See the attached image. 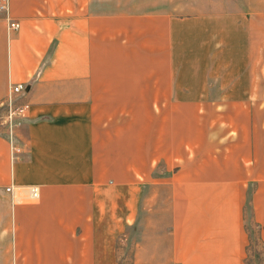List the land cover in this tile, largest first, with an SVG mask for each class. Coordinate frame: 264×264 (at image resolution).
Here are the masks:
<instances>
[{
	"label": "crops",
	"instance_id": "crops-1",
	"mask_svg": "<svg viewBox=\"0 0 264 264\" xmlns=\"http://www.w3.org/2000/svg\"><path fill=\"white\" fill-rule=\"evenodd\" d=\"M9 4L0 100L23 81L30 106L19 152L0 133V264H117L129 178L152 161L171 163L138 173L143 264H248L249 226L264 243V0ZM9 184L39 197L14 203Z\"/></svg>",
	"mask_w": 264,
	"mask_h": 264
},
{
	"label": "rangeland",
	"instance_id": "rangeland-1",
	"mask_svg": "<svg viewBox=\"0 0 264 264\" xmlns=\"http://www.w3.org/2000/svg\"><path fill=\"white\" fill-rule=\"evenodd\" d=\"M2 0H0L1 2ZM3 13V18L5 19V21L7 22V27L9 30H13L18 28L19 26V22L17 21V19H15L11 13H10V4H9V0H8V4H7V9L5 11L0 10ZM24 84L25 87V82L21 81ZM16 82H13L11 80H9L8 85H7V90L5 93L8 94L9 90L11 89V91L14 90V87L10 86ZM28 88V87H27ZM24 94V89L23 91L19 92V95L16 96V98L12 99V103L13 105L17 106V107H22L20 110H17L15 113L12 114H8L7 116H4L5 113V109H6V105L8 103V101L5 99V96L0 100V133L4 134L7 139L9 140V142L11 143V147H13V152L14 154L16 152H19V146L16 143V137L14 134V128L17 124H19V122H21V120H23L25 117H27L28 115V110H29V102L25 101V100H21V96H23ZM218 99H220V101H222V98H205V101H218ZM189 101L190 100H186ZM219 102V101H218ZM188 103V102H187ZM223 103V102H219L218 104ZM159 116V114H158ZM199 116L197 118V121L199 120L200 123H208V122H212V124H214V121H216L218 118L217 117H221L219 118V121H223V117L222 114H216L214 112H201L199 114H196V117ZM3 117V118H2ZM168 120H171L170 118ZM202 131V130H201ZM122 162L125 163V161H120V167L122 168V166L124 167V165L122 164ZM167 163L170 164L171 162H163V161H157V162H149V165L146 166V168L143 167V165L141 167H139V170L136 172V175L132 178L129 179H135L136 181H140L141 185L138 186V188H140L139 190H137L136 192V200L138 202L137 207H136V212H137V217L136 220L130 224V226L128 225L127 227L125 226L121 232L118 234L117 238H116V261L117 264H143V237L145 235L146 231V223L144 220V196H143V181L145 180H150L149 176H140L138 173L139 172H144V170L146 169V172L148 173V169L151 167V173L152 176H158L159 174H165V171H163L165 169V167L167 166ZM184 163V164H183ZM179 162V163H175V164H183L184 166L187 164H190V161H185V162ZM168 172V171H167ZM139 184V183H138ZM28 185H37V184H28ZM137 185V183H136ZM8 186V185H6ZM6 186H4V190L6 192H9V190H6ZM38 186V185H37ZM39 187V186H38ZM40 192V190H39ZM152 200H156L158 199V196L155 194V192H152ZM157 196V198H156ZM38 198H29L26 197V200H37ZM249 206L246 205L245 207V211L246 214H248L249 216V211H247ZM158 217H155V220ZM154 221V219H153ZM150 225L149 221H148V226ZM249 225H247L248 228ZM260 226L258 224H253L252 227L249 226L248 231V238H249V243L247 246V256L245 257L246 261L248 264H264V243L261 242L258 238H257V234L259 232V228ZM253 231L257 230V233L253 232ZM148 231H149V227H148ZM159 232V229H158Z\"/></svg>",
	"mask_w": 264,
	"mask_h": 264
},
{
	"label": "built area",
	"instance_id": "built-area-1",
	"mask_svg": "<svg viewBox=\"0 0 264 264\" xmlns=\"http://www.w3.org/2000/svg\"><path fill=\"white\" fill-rule=\"evenodd\" d=\"M7 4H8V0H2L0 2V10L5 11L7 9ZM11 87H14V90L11 91L10 89L8 94H6L5 96V99L8 101V103L6 105V109L3 117L7 116L8 114L10 115L12 113H15L17 110H20L23 107H26V105L22 107H17L12 103V99L16 98V96L19 95L20 91H23L24 84L22 82H16L13 83L10 86V88ZM13 150L14 149L12 147V152ZM5 189L9 190L14 203L21 202L24 196L29 197L30 199L39 197V187L37 185L14 186L9 184L8 186H6Z\"/></svg>",
	"mask_w": 264,
	"mask_h": 264
},
{
	"label": "bare ground",
	"instance_id": "bare-ground-1",
	"mask_svg": "<svg viewBox=\"0 0 264 264\" xmlns=\"http://www.w3.org/2000/svg\"><path fill=\"white\" fill-rule=\"evenodd\" d=\"M40 193V192H39ZM14 199V198H13Z\"/></svg>",
	"mask_w": 264,
	"mask_h": 264
}]
</instances>
